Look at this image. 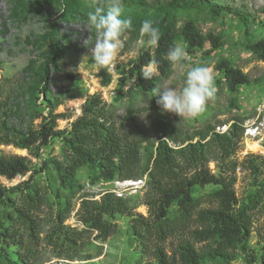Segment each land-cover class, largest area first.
Returning <instances> with one entry per match:
<instances>
[{
    "label": "trees",
    "instance_id": "1",
    "mask_svg": "<svg viewBox=\"0 0 264 264\" xmlns=\"http://www.w3.org/2000/svg\"><path fill=\"white\" fill-rule=\"evenodd\" d=\"M173 2L174 6L186 2L203 4L217 15L228 12L241 16L236 10L211 0ZM133 3L142 9L134 15L139 26L144 20H151L161 33L154 53L142 52L130 70L131 76H137L140 89L156 100L152 91L162 78L171 74L172 63L167 60V52L177 43L178 36L192 48H202L210 42L217 49L220 39L212 34L203 35L192 20L187 21L178 34L174 24L168 22L167 11L156 22L154 15H145L147 3L144 0H133ZM64 5L69 11L77 10L71 0H64ZM50 28L46 34L50 55L37 74L45 98H49L50 66L59 61L67 41V36L61 34L56 25ZM246 49L264 62V38L248 41ZM152 59L159 61L158 72L153 80H145L141 72ZM216 68L222 72L231 93L249 84V77L229 60H219ZM102 75L106 78L104 83L109 82L110 76L105 69ZM14 81L0 79V146H13L37 157L50 140L58 138L65 157L63 161L58 158L45 160L37 169L26 156L0 151V264H37L43 242L57 257L75 258L88 245L92 235L96 234L94 240L106 242L116 234L118 225L110 220L118 215L131 218L132 236L137 243L135 264H233L239 259L245 264H264V238L259 240L258 255L249 245L253 217L258 212L264 214L263 159L256 156L247 159L245 170L251 181L247 196L241 200L235 191L237 177L231 159L244 137L242 121H234L223 133L213 129L209 136L193 142L181 129L160 120L155 123L154 130H159L162 136L152 145L143 166L142 149L148 139L143 134L137 139L126 128L128 123L136 121L138 110L129 109L119 122L114 107L101 96L94 95L86 101L82 115L71 128L59 130V115L55 111L60 103L46 99L49 116L41 117L39 127L31 125L23 129L10 121L17 116L18 110L11 103L6 86ZM31 89L36 90L34 84ZM67 98L76 100L85 96L81 88L76 87L68 91ZM212 162L218 174L211 170ZM83 167L94 171L92 182L147 176L148 217L133 213L131 198L120 199L105 193L100 200L81 198L76 217L83 229L65 225L73 211V201L82 189L77 174ZM38 174H49L46 179L50 184L39 180ZM50 175L59 180L57 189L53 188ZM18 176H27V179L12 186L2 181H13ZM209 186L215 189L206 194L197 192ZM46 227L48 231L45 232ZM188 235L191 240L186 238ZM179 236L181 242L169 253L165 249L166 242Z\"/></svg>",
    "mask_w": 264,
    "mask_h": 264
},
{
    "label": "rangeland",
    "instance_id": "2",
    "mask_svg": "<svg viewBox=\"0 0 264 264\" xmlns=\"http://www.w3.org/2000/svg\"><path fill=\"white\" fill-rule=\"evenodd\" d=\"M144 1L147 3L146 16L154 15L156 22H159L167 11L168 22L174 24L178 34L185 23L192 20L203 35L212 34L220 39L217 49L213 48L210 42H206L202 48H192L183 37L178 36L177 39V43L182 44L189 54L191 65L207 66L212 70L217 93L215 101L209 102L205 113L195 119H181L175 114L165 112L157 104L159 96L153 100L151 94L140 89L137 85V76H131L130 70L142 52L154 53L155 47L142 48L136 57H124L114 71L106 70L110 76L106 84L104 83L106 78L102 75L103 69L95 68L90 57L86 58L79 68L82 58L90 56L89 49L96 40L95 30L87 25V14L93 10L97 0H71L77 9L74 12L68 10L64 0H0V79L5 78L10 81L15 79L6 86V92L10 95L11 103L17 106L18 110L17 116H13L10 121L23 129H28L31 125L39 127L41 117L49 116L50 109L47 107L46 99H50L60 103L55 111V114L59 115L57 128L70 129L72 123L82 115L86 101L94 95H99L104 102L114 107L119 122L128 114L129 109L138 110L136 121L128 123L126 128L135 138L139 139L143 134L148 139L142 149L143 166L150 156L152 145L162 136L159 130H154L155 123L160 120L178 127L183 131V135L189 136L193 142L209 136L213 129L222 132L223 129L228 130L234 121H242L245 130L247 127L259 128L255 138L244 134L236 155L231 159L237 177L235 191L242 200L247 196L251 185L249 173L245 170L247 159L256 156L264 161V62L246 49L248 41L255 42L264 38V0H211L212 3L236 10L241 14L240 17L228 12L217 15L207 5L198 3L186 2L174 6L173 0ZM123 2V16L131 18L133 22L134 30L128 34L126 42L131 46L141 39L138 18L134 15L142 9L134 5L133 0H123ZM52 24L57 26L61 34L67 36V41L63 44L59 61L50 66L49 98H45L41 90L43 84H40L37 74L50 55L46 34ZM221 59L229 60L243 71L249 77V84L239 87L236 93H231L224 83L222 72L216 68ZM28 67L31 69L26 70ZM175 71L172 65L171 74L167 78L172 77ZM33 84L36 88L34 92L31 89ZM172 84L177 86L180 81L172 80ZM76 87L81 88L85 98L69 100L68 91ZM145 97L150 101L149 114L142 118L140 115H147L148 112L147 105L140 103ZM253 146L256 148L253 149ZM0 151L5 154L26 156L37 169L45 160L58 158L63 161L65 157L62 143L58 138L50 140L49 145L43 147L37 157L13 146H0ZM210 168L213 173L218 174L215 163L212 162ZM93 174L94 171L89 167L79 170L77 180L82 185V189L73 201V211L65 225L83 229L76 217L81 198L100 200L108 191L107 183L102 185L100 183H104L103 181L92 182ZM46 177L49 178V174L37 175L39 180L50 184ZM50 177L53 188L57 189L59 180L56 176L50 175ZM25 179L27 176H18L13 181L5 179L2 181L12 186ZM213 189L215 187L209 186L203 190L197 189V192L206 194ZM145 193L146 190L139 196L129 199L133 213L148 217L149 208L145 204ZM110 221L117 223L118 231L106 242L94 240L96 235L94 234L88 245L72 259L57 257L53 249L43 242L37 264H135L138 257L137 243L132 236L131 218L118 215ZM252 229L249 245L258 255L259 240L264 238L263 213L258 212L254 215ZM44 231H48V227ZM186 238L191 240L189 235ZM181 240V236L168 240L165 249L171 253ZM11 253L13 255L14 252L11 250ZM233 264L245 263L239 259Z\"/></svg>",
    "mask_w": 264,
    "mask_h": 264
},
{
    "label": "clouds",
    "instance_id": "3",
    "mask_svg": "<svg viewBox=\"0 0 264 264\" xmlns=\"http://www.w3.org/2000/svg\"><path fill=\"white\" fill-rule=\"evenodd\" d=\"M123 0H97L93 10L87 14V25L96 32V40L91 47L90 56H85L82 62L90 57L93 66L109 72L117 68L124 57L134 58L142 48L158 47L161 33L151 20H144L139 28L141 39L131 46L126 44L128 34L134 30L131 18L123 16ZM167 60L176 69L172 77L160 80L152 91L153 97L159 96L157 104L167 113L182 118L195 119L205 113L209 102L215 101L217 88L210 67L193 66L189 63L190 56L180 43L173 44L167 52ZM78 68V69H79ZM159 61L152 59L141 72L145 80H153L158 72ZM172 80L180 81L173 86ZM141 104L149 103L147 98L140 100Z\"/></svg>",
    "mask_w": 264,
    "mask_h": 264
},
{
    "label": "built area",
    "instance_id": "4",
    "mask_svg": "<svg viewBox=\"0 0 264 264\" xmlns=\"http://www.w3.org/2000/svg\"><path fill=\"white\" fill-rule=\"evenodd\" d=\"M227 129H223V131L218 132H226ZM259 131L258 127H247L245 130V135L250 138H255L257 136V132ZM109 186L108 191L105 193H111L116 198L120 199H129V198H135L136 196H139L147 189V176L142 178H117L113 181H106L104 183H100L102 185L106 184ZM90 187V185L88 184ZM104 193V194H105ZM83 226V225H82Z\"/></svg>",
    "mask_w": 264,
    "mask_h": 264
},
{
    "label": "bare ground",
    "instance_id": "5",
    "mask_svg": "<svg viewBox=\"0 0 264 264\" xmlns=\"http://www.w3.org/2000/svg\"><path fill=\"white\" fill-rule=\"evenodd\" d=\"M252 148H253V149H255V148H256V146H253Z\"/></svg>",
    "mask_w": 264,
    "mask_h": 264
}]
</instances>
